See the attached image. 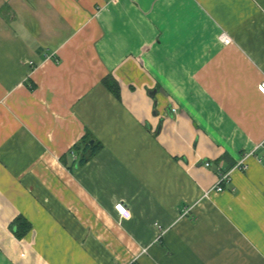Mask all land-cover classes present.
Wrapping results in <instances>:
<instances>
[{
	"label": "crops",
	"instance_id": "crops-1",
	"mask_svg": "<svg viewBox=\"0 0 264 264\" xmlns=\"http://www.w3.org/2000/svg\"><path fill=\"white\" fill-rule=\"evenodd\" d=\"M261 82L264 0H0V264H264Z\"/></svg>",
	"mask_w": 264,
	"mask_h": 264
},
{
	"label": "trees",
	"instance_id": "trees-1",
	"mask_svg": "<svg viewBox=\"0 0 264 264\" xmlns=\"http://www.w3.org/2000/svg\"><path fill=\"white\" fill-rule=\"evenodd\" d=\"M104 85L116 96H118V86L117 83L112 79L105 77L103 78ZM90 140H93V143H90ZM102 147L101 143L97 140L92 139L89 135H84L79 143L73 146V149L80 152V157L76 161L78 165L84 164L91 156H93L100 148ZM16 228L15 233L18 237L23 235L29 228V224L24 220L22 216H19L15 219Z\"/></svg>",
	"mask_w": 264,
	"mask_h": 264
},
{
	"label": "built area",
	"instance_id": "built-area-1",
	"mask_svg": "<svg viewBox=\"0 0 264 264\" xmlns=\"http://www.w3.org/2000/svg\"><path fill=\"white\" fill-rule=\"evenodd\" d=\"M220 39H221V41L224 44H228L230 42V38L226 34H221L220 35ZM257 89L260 92V94L264 97V82L259 83L258 86H257ZM205 165L209 166L210 162H205ZM236 166L239 167V168L243 167V165L241 163H238ZM225 178H226V175H223V176L220 177V179H219V181H218V183L216 185V190L217 191H221L222 190L221 183L225 180ZM114 209L121 216L126 214V208L123 206V204L121 202H118V203L114 204ZM129 264H131V263H129Z\"/></svg>",
	"mask_w": 264,
	"mask_h": 264
},
{
	"label": "water",
	"instance_id": "water-1",
	"mask_svg": "<svg viewBox=\"0 0 264 264\" xmlns=\"http://www.w3.org/2000/svg\"><path fill=\"white\" fill-rule=\"evenodd\" d=\"M90 143L92 144L93 143V140H90Z\"/></svg>",
	"mask_w": 264,
	"mask_h": 264
}]
</instances>
